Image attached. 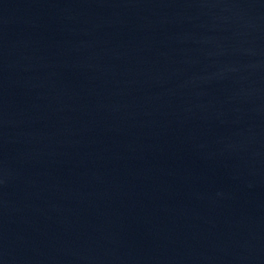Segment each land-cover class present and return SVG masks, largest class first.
<instances>
[{
	"label": "water",
	"instance_id": "water-1",
	"mask_svg": "<svg viewBox=\"0 0 264 264\" xmlns=\"http://www.w3.org/2000/svg\"><path fill=\"white\" fill-rule=\"evenodd\" d=\"M0 264H264V0H0Z\"/></svg>",
	"mask_w": 264,
	"mask_h": 264
}]
</instances>
